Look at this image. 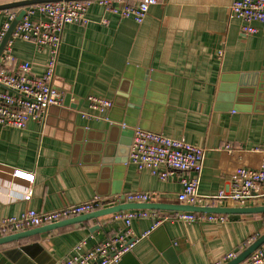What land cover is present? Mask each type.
<instances>
[{
    "label": "crops",
    "instance_id": "crops-1",
    "mask_svg": "<svg viewBox=\"0 0 264 264\" xmlns=\"http://www.w3.org/2000/svg\"><path fill=\"white\" fill-rule=\"evenodd\" d=\"M11 1L15 0H0V4ZM231 4L232 0H162L137 24L131 18L107 14L97 2H91L86 25L64 28L55 69V87L65 96L70 94L71 103L82 102L80 109L65 106L63 100L61 107L48 109L43 123L31 120L23 129L0 126V219L18 217L31 209L57 210L94 197L107 200L116 196L114 182H120L118 195L149 192L154 195L151 203L180 204V173L162 181L150 171L128 164L119 181L103 164L102 142L104 147L112 145L119 159L126 155L129 161L132 139L123 138L121 130L117 141L108 140L111 126H119L108 117L120 119L112 111L113 103L116 98L122 101L131 96L128 91L135 90L141 71L159 77L153 100L143 96L142 105L134 106L137 119L145 111L146 122L159 126V134L206 148L195 205H264V196L257 191L250 198L231 194V175L239 167L260 169L264 147V105L243 102L231 110L218 100L222 76H236L235 85L245 94L264 74V30L254 23L259 32L244 34L242 20L231 15ZM103 19L107 24L101 23ZM7 20L8 12L1 11L0 29ZM11 54L9 71L29 62L33 75H44L48 48L15 39ZM90 97L112 101L103 118L101 114L83 116L89 112ZM226 145L231 151L225 150ZM16 172L32 175L33 182ZM29 188L32 197L27 201L24 196ZM155 211L164 218L176 213ZM226 216L225 223L165 222L155 229L158 219H136L132 229L138 238L151 233L120 263L226 264L231 260L225 261L227 256H238L264 234V215ZM123 231L124 223L114 221L112 215L66 226L0 246V264H56L72 255L77 246L85 253Z\"/></svg>",
    "mask_w": 264,
    "mask_h": 264
},
{
    "label": "built area",
    "instance_id": "built-area-1",
    "mask_svg": "<svg viewBox=\"0 0 264 264\" xmlns=\"http://www.w3.org/2000/svg\"><path fill=\"white\" fill-rule=\"evenodd\" d=\"M91 2H97L107 14L131 18L137 24H141L149 8L162 3V0H139L136 4H131L127 0L71 1L31 6L0 57V126L23 129L31 120L43 123L49 108L63 105L65 92L54 85L63 31L70 24L88 23L87 12ZM230 10L233 17L242 20L241 29L244 34L252 35L259 32L254 23H259L264 30V0H232ZM37 15L40 18L33 19ZM15 16L16 13L8 12V20L0 29V44ZM101 23L107 24V20L103 19ZM15 39L33 41L39 49H49V60L42 77L33 75L29 62L21 63L15 72L7 69L13 62L11 46ZM88 102L89 112L83 113L85 117H96V114H101L103 118L102 116L112 107V101L104 98L90 97ZM231 149V146H225V150ZM260 153L262 156L260 169L239 167L231 175V194L234 198H250L255 191L264 196V147ZM205 154L204 146L138 128L135 129L132 138L128 164L138 170H148L162 181H168L174 173H180L182 190L178 194V201L181 204L195 205ZM15 175L33 182L32 175L21 172H16ZM31 197L32 189L29 188L24 199L29 201ZM153 198L154 195L149 192L138 191L107 200L94 197L79 204L67 205L48 212L27 210L18 217L1 218L0 237L85 215L116 203H150ZM111 201L113 203H109ZM112 218L114 221L124 223V231L121 234L85 253H80L81 247L77 246L72 255L59 260L56 264H118L126 253L131 252L141 239L147 238L151 233L149 230L138 238L132 229V223L136 219H158L153 229L165 222L194 224L225 223L228 220L226 215L192 212H176L172 217L164 218L152 210L123 211L113 214ZM235 256L230 254L225 261L232 260ZM245 264H264V245L255 251Z\"/></svg>",
    "mask_w": 264,
    "mask_h": 264
},
{
    "label": "water",
    "instance_id": "water-1",
    "mask_svg": "<svg viewBox=\"0 0 264 264\" xmlns=\"http://www.w3.org/2000/svg\"><path fill=\"white\" fill-rule=\"evenodd\" d=\"M71 1H94V0H15L0 4V12L16 10V9L18 10L14 20L10 24V28L6 32L0 44V57L2 53L5 51L8 42L12 38L15 29L20 24L27 10L31 6L42 3H50V2H71ZM138 77L139 78L136 82V85L134 86L135 90L128 91V94L131 96L128 95L129 97L125 98L122 101L116 98V100L113 103L112 111L118 112L120 114L118 115L120 119L117 120L113 115L108 117L109 121L116 122L119 124L117 128L111 126V129L109 130L110 132L108 135V140H111L112 142L117 141L119 139L118 132L121 130H123V132H121L122 137L128 139L133 138L136 128L160 133L159 126L150 125L146 122L149 117L147 116V113L145 111H143L142 116H140L139 119H137L138 116L136 112H134L135 110L134 106L137 107L142 105L143 96H145V99L147 101L153 100L152 93L153 91L157 90L156 81H158L159 76L158 74H155L153 72L141 71ZM236 79H237L236 76H231V77L222 76L221 78V82L219 84L218 100L225 101L226 108L235 110L236 105L243 102H245V104L252 102L253 104L255 103L256 106L264 105V74L257 78V81H255V86L253 85V87L251 86L250 88H248V90L245 91L247 92L245 94L242 93L243 92V90H241L242 88H237V86L235 85ZM230 81L232 82V84L229 83L227 84V82ZM125 92L127 93V90ZM242 94L246 95L247 98L240 97L242 96ZM81 104L82 102H80L79 104L71 103L70 94H67L65 96L64 99L65 106H70L72 108H77L79 110ZM143 105L145 108H147L146 106L147 104H143ZM122 124L124 125V128L120 126ZM102 143H101V153L104 156L103 164L107 165V167L109 166L108 169L111 171V175L114 180L118 179L119 181H121L123 179L124 171L128 165V156L124 155L119 159L118 154L116 153L117 156L116 158L114 153V147L112 145H108L104 147ZM123 146L125 145H122V147ZM114 185L115 186L113 189L114 191L113 195L118 196L120 190H118L117 187L120 185V182L119 183L114 182ZM109 203H113V201ZM129 210H152V211L157 210V211L192 212V213L221 214V215H264V205L235 207V208H204V207H198L196 205H186L181 203L180 204H165V203H151V202L121 203V204L116 203L114 205L107 206L103 209L85 215L77 216L74 218L45 225L42 227L32 228L22 232L2 236L0 237V246L9 243L19 242L33 236L35 237V236H40L42 234L50 233L52 231L58 230L66 226L84 223L90 220H98L100 218L108 217L118 212L129 211ZM263 245H264V234L259 238H257V240L254 241L251 245H249L248 248H246L243 252H241L238 256H236L232 260L228 261L226 264H241L245 262L257 249H259ZM120 262L118 264H121Z\"/></svg>",
    "mask_w": 264,
    "mask_h": 264
},
{
    "label": "trees",
    "instance_id": "trees-1",
    "mask_svg": "<svg viewBox=\"0 0 264 264\" xmlns=\"http://www.w3.org/2000/svg\"><path fill=\"white\" fill-rule=\"evenodd\" d=\"M128 2H131V0H127ZM139 1V0H138ZM5 12H14V13H17L18 12V10L16 9V10H10V11H5ZM26 230H29V229H26ZM24 231V230H23Z\"/></svg>",
    "mask_w": 264,
    "mask_h": 264
}]
</instances>
